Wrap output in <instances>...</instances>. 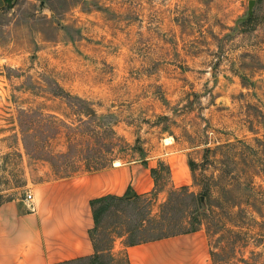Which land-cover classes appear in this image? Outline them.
I'll use <instances>...</instances> for the list:
<instances>
[{
    "label": "rangeland",
    "instance_id": "1",
    "mask_svg": "<svg viewBox=\"0 0 264 264\" xmlns=\"http://www.w3.org/2000/svg\"><path fill=\"white\" fill-rule=\"evenodd\" d=\"M249 1L0 0V202L129 167L151 189L95 202V253L70 264H127L124 246L194 230L210 264H264V0Z\"/></svg>",
    "mask_w": 264,
    "mask_h": 264
},
{
    "label": "crops",
    "instance_id": "2",
    "mask_svg": "<svg viewBox=\"0 0 264 264\" xmlns=\"http://www.w3.org/2000/svg\"><path fill=\"white\" fill-rule=\"evenodd\" d=\"M110 167L78 172L32 184L31 200L14 197L0 202V264H70L95 253L91 229V201L119 196L129 184L136 193L148 192L152 179L146 171ZM127 264H176L179 252L188 264H210L202 230L165 235L123 247Z\"/></svg>",
    "mask_w": 264,
    "mask_h": 264
},
{
    "label": "trees",
    "instance_id": "3",
    "mask_svg": "<svg viewBox=\"0 0 264 264\" xmlns=\"http://www.w3.org/2000/svg\"><path fill=\"white\" fill-rule=\"evenodd\" d=\"M108 197H116V198H120L119 196H112V195H107V196H103V197H100L98 199H95L93 201H91V208H92V213H93V204L95 202H100L101 200L105 199V198H108ZM94 214V213H93ZM93 218H94V215H93Z\"/></svg>",
    "mask_w": 264,
    "mask_h": 264
},
{
    "label": "water",
    "instance_id": "4",
    "mask_svg": "<svg viewBox=\"0 0 264 264\" xmlns=\"http://www.w3.org/2000/svg\"><path fill=\"white\" fill-rule=\"evenodd\" d=\"M252 4H253V0H250V1H249V9H248V13H249V14H251V7H252ZM130 195H133V192H131Z\"/></svg>",
    "mask_w": 264,
    "mask_h": 264
},
{
    "label": "built area",
    "instance_id": "5",
    "mask_svg": "<svg viewBox=\"0 0 264 264\" xmlns=\"http://www.w3.org/2000/svg\"><path fill=\"white\" fill-rule=\"evenodd\" d=\"M25 199H26L27 201L31 200V194H30V193L26 194Z\"/></svg>",
    "mask_w": 264,
    "mask_h": 264
}]
</instances>
